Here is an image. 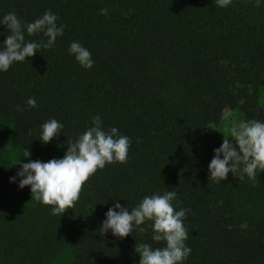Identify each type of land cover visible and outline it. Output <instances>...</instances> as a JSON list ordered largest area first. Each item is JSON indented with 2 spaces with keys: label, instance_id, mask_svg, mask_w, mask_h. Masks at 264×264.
<instances>
[{
  "label": "trees",
  "instance_id": "16d2710c",
  "mask_svg": "<svg viewBox=\"0 0 264 264\" xmlns=\"http://www.w3.org/2000/svg\"><path fill=\"white\" fill-rule=\"evenodd\" d=\"M45 11L57 15L63 35L0 72V116L11 121L13 144L21 154L30 149L34 161L59 158L56 144L67 148L94 115L131 143L126 162L98 169L74 207L58 215L41 203L16 212L13 202L29 199L30 187L9 183L17 170L0 167V233L9 231L0 264H49L12 251L45 234L72 243L69 264H138L137 243L163 246L151 240L150 222L141 225L146 232L121 239L110 230L102 234L104 214L115 202L131 210L145 195L169 190L177 193L174 210L177 201L189 210L183 225L191 253L184 264H264V172L250 181L240 180L239 171L219 182L208 175L213 149L223 141L210 124L226 109L245 121H264V0H232L226 8L215 0H0V16L14 12L22 25ZM0 33L2 42L9 33L4 26ZM25 39L43 43L47 37L25 32ZM72 41L90 51L92 68L69 55ZM155 64L180 89L178 107L164 98ZM29 97L35 108L26 107ZM52 118L64 127L43 144L40 125ZM251 183V190L241 189Z\"/></svg>",
  "mask_w": 264,
  "mask_h": 264
},
{
  "label": "clouds",
  "instance_id": "9594fccd",
  "mask_svg": "<svg viewBox=\"0 0 264 264\" xmlns=\"http://www.w3.org/2000/svg\"><path fill=\"white\" fill-rule=\"evenodd\" d=\"M231 2L215 0L216 6L220 8H226ZM100 11L107 14L108 10L105 8ZM56 21L57 15L51 11H45L41 17L26 25H22L14 12L0 16V26H4L9 33L0 42V72L8 71L15 62H24L41 47L51 48L56 38L63 35L64 25L58 26ZM25 32L29 36L42 32L47 40L43 43L26 40ZM68 53L82 68H92L94 60L91 53L79 42H70ZM36 106L35 98L29 97L26 107ZM23 110L17 107V111ZM63 127L54 118L45 121L40 125L39 140L48 144L60 135ZM226 132L227 138L223 135L220 146L213 149V157L208 164L209 179L219 182L225 180L229 172L235 174L237 171L241 173L238 176L240 180L245 175L254 179L257 171L264 172V121H232ZM130 143L129 137L120 134L116 127H102V118L94 115L91 126L68 143L62 158L46 162L33 161L29 159L30 149L23 147L19 162L14 164H19V169L14 176L9 177V183H17L20 189L29 186L31 199L51 206V215L63 214L74 207L82 186L98 169H103L106 164L126 162ZM176 197L177 193L172 190L145 195L131 210L115 202L105 212L100 231L104 234L110 230L113 236L123 239L136 229L141 233L146 232L147 229L141 225L150 222L151 240L162 241L163 246L137 243L134 251L139 255L138 264H184L191 253V248L185 243L188 231L183 225L189 210L179 207L178 201V210H174L173 201ZM240 226L247 227L245 223Z\"/></svg>",
  "mask_w": 264,
  "mask_h": 264
},
{
  "label": "rangeland",
  "instance_id": "374dc122",
  "mask_svg": "<svg viewBox=\"0 0 264 264\" xmlns=\"http://www.w3.org/2000/svg\"><path fill=\"white\" fill-rule=\"evenodd\" d=\"M152 72L161 78L163 83L162 93L166 101L173 108L178 107L182 103V94L180 89L176 86L174 81L171 79L169 73L160 64H155L152 67ZM260 102L264 106V89L260 90L259 93ZM243 118L238 111H231L226 109L217 124H210L209 130L211 132L217 133L224 139L223 135L227 138V128L230 126L232 121L239 123ZM11 131V121L7 117L0 116V167L6 170L8 167L15 168L17 171L19 169V164L14 165L19 162L21 153L19 149L13 144L10 137ZM231 139V138H228ZM57 152L59 158H62L67 148L60 144H56ZM33 160V159H31ZM34 161V160H33ZM27 162V161H25ZM13 165V166H11ZM258 172V171H257ZM246 176V175H245ZM247 181H250L246 176ZM254 187V183L250 186H242L243 190H251ZM254 192V191H252ZM241 194V193H240ZM242 196V194H241ZM246 197V195L242 196ZM39 202L34 199L22 200L13 202V208L16 212L29 211L37 207ZM2 229V228H1ZM4 231V232H3ZM0 233V245L3 244V240H7L9 235L7 230H2ZM23 239V238H22ZM10 244L12 243L11 240ZM21 243V239L19 240ZM22 247L15 244L13 245V253H19V255H25V260L28 262H42L49 264H69L72 260L73 245L70 241L58 243L55 242L54 238L49 235H44L40 240L37 236L33 235L27 243H22ZM25 244V245H24ZM12 245V244H11ZM29 245V246H28ZM5 257V256H4Z\"/></svg>",
  "mask_w": 264,
  "mask_h": 264
}]
</instances>
